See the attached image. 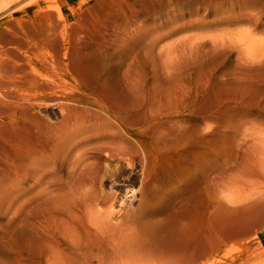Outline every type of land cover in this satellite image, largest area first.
<instances>
[{"label": "rangeland", "instance_id": "rangeland-1", "mask_svg": "<svg viewBox=\"0 0 264 264\" xmlns=\"http://www.w3.org/2000/svg\"><path fill=\"white\" fill-rule=\"evenodd\" d=\"M0 264H264V0H0Z\"/></svg>", "mask_w": 264, "mask_h": 264}]
</instances>
